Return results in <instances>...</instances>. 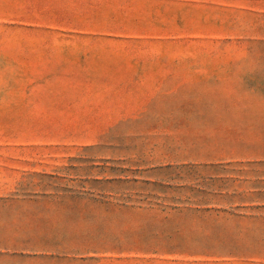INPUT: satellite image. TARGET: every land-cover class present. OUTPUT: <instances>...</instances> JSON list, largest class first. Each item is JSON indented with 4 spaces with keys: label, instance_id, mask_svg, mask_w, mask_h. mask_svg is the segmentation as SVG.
Returning <instances> with one entry per match:
<instances>
[{
    "label": "rangeland",
    "instance_id": "1",
    "mask_svg": "<svg viewBox=\"0 0 264 264\" xmlns=\"http://www.w3.org/2000/svg\"><path fill=\"white\" fill-rule=\"evenodd\" d=\"M0 264H264V0H0Z\"/></svg>",
    "mask_w": 264,
    "mask_h": 264
}]
</instances>
